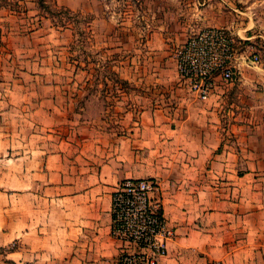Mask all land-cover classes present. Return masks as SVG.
<instances>
[{
  "label": "rangeland",
  "instance_id": "rangeland-1",
  "mask_svg": "<svg viewBox=\"0 0 264 264\" xmlns=\"http://www.w3.org/2000/svg\"><path fill=\"white\" fill-rule=\"evenodd\" d=\"M209 26L253 37L239 51L260 60L239 63L233 82L221 86L224 94L201 102L184 88L176 52L193 32ZM156 103L185 120L193 147L200 131L217 129L220 152L231 151L239 165L252 161L251 178H264V0H0V140L10 147L0 155V231L4 224L13 229L0 247V264H72L74 250L64 246L60 232H49L44 216H35L33 165L29 178L21 179L17 158L45 157L68 138L114 139ZM142 152L139 173L129 178L154 179L155 198L163 205V174L168 167L180 173L179 154L161 147ZM234 169L242 172V166ZM257 191L263 193V185ZM28 204V217L18 218ZM39 204L44 206L41 199ZM173 211L171 218L167 211V254L175 234L170 220H184L182 211ZM118 241L123 247L115 264L123 252L139 253ZM167 254L157 256L159 264Z\"/></svg>",
  "mask_w": 264,
  "mask_h": 264
},
{
  "label": "crops",
  "instance_id": "crops-1",
  "mask_svg": "<svg viewBox=\"0 0 264 264\" xmlns=\"http://www.w3.org/2000/svg\"><path fill=\"white\" fill-rule=\"evenodd\" d=\"M182 120L177 111L156 103L137 113L128 131L114 139L68 138L45 157L17 158L21 179L29 178L28 166L33 165L35 216H44L49 232H60L64 246L74 250L69 256L72 264H115L123 244L111 233L113 191L119 182L139 173L141 150L150 154L159 147L169 155L179 154L181 170L173 173L168 167L169 173L163 174V209L170 218L173 209L184 213L177 224L169 218L175 234L161 264H264V192L257 191L259 185L264 187V178H251L252 161L242 159L239 165L231 159V151L220 152L217 129L200 131L193 147L192 131ZM155 137L158 145L153 143ZM4 152L9 153L10 147L0 140V155ZM169 158V165L176 167ZM235 166H242V172L235 173ZM180 196H185V203L177 204L175 197ZM27 208L29 204L17 217L26 219ZM7 217L3 213V222ZM12 230L3 225L0 247Z\"/></svg>",
  "mask_w": 264,
  "mask_h": 264
},
{
  "label": "built area",
  "instance_id": "built-area-1",
  "mask_svg": "<svg viewBox=\"0 0 264 264\" xmlns=\"http://www.w3.org/2000/svg\"><path fill=\"white\" fill-rule=\"evenodd\" d=\"M252 38L218 26L193 32L176 52L177 71L183 85L202 102L214 95L220 98L224 94L221 86L233 82L240 70L239 63L259 62L256 53L239 51L241 43ZM251 48L250 44L246 45V51ZM157 189L154 179L126 178L113 191L111 233L139 249L136 255L123 252L118 264H159L157 256L167 254L165 239L172 230L160 198H155Z\"/></svg>",
  "mask_w": 264,
  "mask_h": 264
}]
</instances>
